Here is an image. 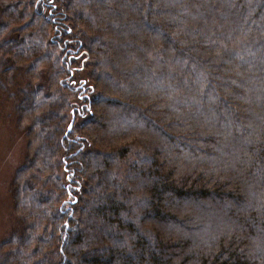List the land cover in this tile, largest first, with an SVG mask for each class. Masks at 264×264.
I'll use <instances>...</instances> for the list:
<instances>
[{
  "label": "trees",
  "instance_id": "1",
  "mask_svg": "<svg viewBox=\"0 0 264 264\" xmlns=\"http://www.w3.org/2000/svg\"><path fill=\"white\" fill-rule=\"evenodd\" d=\"M6 1L24 6L17 18L34 16L27 40L47 43L44 54L40 44H18L34 69L54 54L45 24H60L56 43L76 57L65 64L66 92L58 89L59 120V106L33 107L24 90L31 124L41 128L37 154L39 142L46 154L57 150L72 109L79 122L78 134L74 125L65 131L68 209L39 212L23 199L31 217L14 236L21 249L30 251L26 231L48 229L24 264H264V0ZM42 69L33 77L46 75L37 84L45 100L47 74L64 70ZM89 80L92 92L74 97ZM33 161L49 180L52 167ZM17 252L0 264H21Z\"/></svg>",
  "mask_w": 264,
  "mask_h": 264
},
{
  "label": "rangeland",
  "instance_id": "2",
  "mask_svg": "<svg viewBox=\"0 0 264 264\" xmlns=\"http://www.w3.org/2000/svg\"><path fill=\"white\" fill-rule=\"evenodd\" d=\"M5 2L3 3V6L6 10L5 14H2V9L0 7V21L2 22L1 17H6L7 19L5 26L3 28L0 27V259H2L3 256L10 257L12 254H15L16 251H18L16 255L21 257V264H24L25 256H29V254L33 255V246L36 244L34 238L38 237V235H41L43 232L48 233V229L43 227V225H39L35 229L29 230L30 232L26 231V240H29L27 245L30 246V251L28 250V246L27 251L21 249L20 243L14 236L16 231L21 229L22 225L25 227L28 226V223H30L29 217H31V211L24 207L22 203L23 199L26 198L25 202L29 203L31 208H33L35 205L39 212L50 207H60L62 210L68 209L66 202L71 199V196L67 192L64 195L63 191H67V189L70 188L67 187V185L72 183V174L69 169L70 166L68 164L66 166L64 165L66 161H71L72 156L68 154V150L66 149V146H64L66 143L65 136H67L65 135V131H68L67 127L72 118V127L73 125L75 126L76 134H78L79 128V122L76 119L78 114H75L74 109H72L71 112H68V114H70V119L68 118L69 121L67 119V126L66 121L62 124L60 131L57 133V138L59 139L57 140V150L46 154L41 149L42 144L39 142V150L37 151V154L35 152L37 146L35 139L36 136L40 139L38 134H40L39 129L41 128L38 129L37 126L31 124L30 113L33 112L25 108L26 93L24 90L31 88V92L33 93L32 97H36L33 107L38 106L40 101H46L45 103L49 104L48 106H59L56 108V118L59 120L64 109L62 106V101L57 99L59 94L58 89H60L62 93L64 91L66 92L65 86L70 80H68V72H66L67 68H65V64L70 63L72 65V60L76 58H70L66 53L67 51L64 52V50H66L64 49L65 46H59L58 43H56L55 39L57 38L55 36L57 35L55 32L60 29V24L56 23L58 25L57 28H55L54 24L53 26L45 24L43 25V36L44 38H47L46 40L53 45L54 54L52 55V53L48 51V57L46 59L44 57V59L39 62L38 67L34 69V59L32 60L27 53H20L18 50V44L23 43V49H31L33 44H40V46L43 48L44 54L46 49L45 44L47 43L44 42V39L43 42H38L35 39L27 40L26 34L29 32V34L32 35V30L35 28V25L32 24L34 16H30L28 14L29 17L27 15H21L19 18H17V11L20 9H25L24 6H22V4L20 7L16 4H8L9 2L6 0ZM23 3H30V0H26ZM47 15L50 16L48 13ZM44 16V20L48 19V16ZM42 21L37 24V28H41V32H38L39 38L42 33ZM16 34L23 36L19 43L18 40L20 36L16 38L15 42L11 41L6 44L3 43V39H11ZM29 38L31 39L32 36ZM50 38L53 39L50 40ZM79 52L82 53L84 50L80 48ZM86 58L87 54H84L80 57V61L82 60L84 63L86 62L88 65L86 69L90 71V64L93 63V60L91 59V56L88 59ZM42 67L49 69L51 74H54V70H64L62 74L58 72L55 77L47 74L52 87V90L51 92L49 91V93L52 94H49L50 96L45 98V100L43 93L46 91V89L41 88L37 84L44 83L46 80V75L42 74L43 81H40L39 83L35 81L33 77L35 73L39 74L43 70ZM85 75H87V73ZM69 76L72 77L73 75L69 73ZM72 79L74 78L72 77ZM91 84L92 81L89 80V82L84 85V91L86 92L83 93L78 90L76 92L77 95L74 94V97L89 95L92 90L88 91L87 88L89 89ZM95 92L96 91H94V93ZM27 95H29V93H27ZM71 99L72 97L69 100L71 101ZM74 102L75 104L73 106L78 108V110H81L80 101L76 100ZM31 106L32 105L29 107ZM86 108L87 111L84 109V113L90 114L88 110V102ZM44 118L45 116L42 118V120ZM72 127L70 130H72ZM70 135L73 134L70 133ZM75 138V140H77L79 137ZM30 158L31 164L29 166L28 163H26V160H29ZM35 158L39 159L42 166H45V164L48 163V166L52 167L51 172H47L50 176L49 180L47 179L48 176H40L35 172L37 167L33 161ZM24 164L26 166H24ZM66 177L71 178L66 179ZM61 183L64 184L65 189L61 187ZM49 190L52 191V194L54 191L59 192L61 195V200L52 201V195L48 193ZM62 214L64 215V218L66 214ZM31 220H33V218H31ZM2 241H5V244L2 243ZM7 264L10 263L8 262Z\"/></svg>",
  "mask_w": 264,
  "mask_h": 264
},
{
  "label": "water",
  "instance_id": "3",
  "mask_svg": "<svg viewBox=\"0 0 264 264\" xmlns=\"http://www.w3.org/2000/svg\"><path fill=\"white\" fill-rule=\"evenodd\" d=\"M72 123H73V118L71 119V121H70V123H69V125H68V127H67V130H68V131L71 129V127H72Z\"/></svg>",
  "mask_w": 264,
  "mask_h": 264
},
{
  "label": "bare ground",
  "instance_id": "4",
  "mask_svg": "<svg viewBox=\"0 0 264 264\" xmlns=\"http://www.w3.org/2000/svg\"><path fill=\"white\" fill-rule=\"evenodd\" d=\"M72 62H73V60H72Z\"/></svg>",
  "mask_w": 264,
  "mask_h": 264
}]
</instances>
